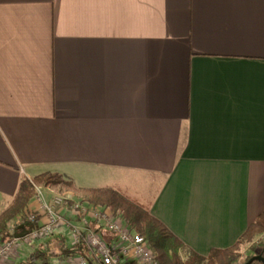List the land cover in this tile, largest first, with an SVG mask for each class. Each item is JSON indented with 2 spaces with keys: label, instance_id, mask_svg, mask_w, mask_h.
Returning a JSON list of instances; mask_svg holds the SVG:
<instances>
[{
  "label": "crops",
  "instance_id": "1",
  "mask_svg": "<svg viewBox=\"0 0 264 264\" xmlns=\"http://www.w3.org/2000/svg\"><path fill=\"white\" fill-rule=\"evenodd\" d=\"M45 173L234 246L264 211V0H0V206Z\"/></svg>",
  "mask_w": 264,
  "mask_h": 264
},
{
  "label": "trees",
  "instance_id": "2",
  "mask_svg": "<svg viewBox=\"0 0 264 264\" xmlns=\"http://www.w3.org/2000/svg\"><path fill=\"white\" fill-rule=\"evenodd\" d=\"M32 181L35 185L57 193L73 192L85 202L110 209L120 216L132 231L144 238L158 264H247L250 261V264H264V211L249 225L234 246L228 249H212L209 256L205 257L194 252L163 222L154 217L149 204L115 188H79L72 179L58 173H45L32 178ZM34 184L30 179L24 178L13 201L3 208L0 216V245L12 238L9 223L24 217L33 202L36 195ZM28 226L34 228V225ZM92 228L98 229L96 225H92ZM57 240L51 239L41 244L44 248L34 250L27 256L26 262L21 264H53V261L65 264L75 262L81 256L88 258L91 264H97L85 242L74 245L64 238L60 247L54 249L52 244ZM241 247H247L249 254L244 256Z\"/></svg>",
  "mask_w": 264,
  "mask_h": 264
},
{
  "label": "built area",
  "instance_id": "3",
  "mask_svg": "<svg viewBox=\"0 0 264 264\" xmlns=\"http://www.w3.org/2000/svg\"><path fill=\"white\" fill-rule=\"evenodd\" d=\"M30 181L34 184L32 179ZM34 186L36 195L24 217L9 223L12 238L0 245V264H8L18 257L27 242L41 241L63 228L71 233L72 244L85 242L97 264H123L126 259H135L141 264H158L144 238L110 209L85 202L71 192L57 193ZM2 213L0 206V216ZM28 225H34V228ZM92 225H96L101 233L98 234ZM108 236L111 240L107 239ZM65 264L91 263L81 256L75 262Z\"/></svg>",
  "mask_w": 264,
  "mask_h": 264
},
{
  "label": "rangeland",
  "instance_id": "4",
  "mask_svg": "<svg viewBox=\"0 0 264 264\" xmlns=\"http://www.w3.org/2000/svg\"><path fill=\"white\" fill-rule=\"evenodd\" d=\"M124 190V189H123ZM135 190H136V188L134 189V190H128L127 189V191L126 190H124V192L125 193H127V195H130V196H134L133 194H134V192H135ZM141 194V193H140ZM3 208V207H2ZM64 233L66 234L65 236H66V238H67V241L69 242V243H71V241H73V237L71 236V233L69 232V231H67V230H64ZM263 238H264V236H262ZM46 241H44V239H41V241H40V239L37 241V242H27L26 243V246L23 248V251L26 249V251H25V255L22 257V258H20L21 260H19V261H17V262H15L14 264H21V263H25L26 262V259H27V256H28V249H31V245H36L37 246V249L38 250H41L42 249V247L43 246H41V244H43V243H45ZM58 247H60V244L57 242H55V243H53L52 244V248H54V249H57ZM44 248V247H43ZM242 249H241V252H242V254L244 255V256H246V255H248L249 254V251H247V247H241ZM34 251V250H33ZM24 254V253H23ZM11 264V263H10ZM53 264H56V262H54L53 261Z\"/></svg>",
  "mask_w": 264,
  "mask_h": 264
},
{
  "label": "water",
  "instance_id": "5",
  "mask_svg": "<svg viewBox=\"0 0 264 264\" xmlns=\"http://www.w3.org/2000/svg\"><path fill=\"white\" fill-rule=\"evenodd\" d=\"M252 261H250L249 263H247V264H250Z\"/></svg>",
  "mask_w": 264,
  "mask_h": 264
}]
</instances>
